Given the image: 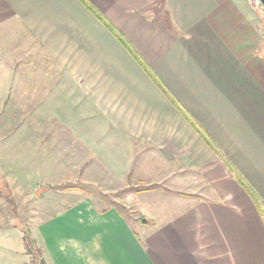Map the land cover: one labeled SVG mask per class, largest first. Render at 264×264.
Here are the masks:
<instances>
[{
  "label": "crops",
  "instance_id": "0c3cea01",
  "mask_svg": "<svg viewBox=\"0 0 264 264\" xmlns=\"http://www.w3.org/2000/svg\"><path fill=\"white\" fill-rule=\"evenodd\" d=\"M0 104L59 107L32 122L61 116L142 199L164 192L158 214L86 197L53 215L52 264H264L260 0H0ZM1 212L0 237L18 229Z\"/></svg>",
  "mask_w": 264,
  "mask_h": 264
},
{
  "label": "rangeland",
  "instance_id": "374dc122",
  "mask_svg": "<svg viewBox=\"0 0 264 264\" xmlns=\"http://www.w3.org/2000/svg\"><path fill=\"white\" fill-rule=\"evenodd\" d=\"M47 108L43 106L42 111L31 107L28 111L0 110V146L3 147L0 151L1 213L7 214L9 227H18L0 237V264H33L34 254H37L38 262L44 257L48 264H52L42 226L53 215L82 198L91 199L100 211L116 208L128 217L132 216L127 201L129 197H132V208L135 207L137 215L163 211V191H157L152 198L142 199L139 194L145 181L109 174L102 159L90 158L93 155L90 144L78 136V131L69 128L61 116L57 118L55 115V126H50L49 123L54 122L46 119L40 124L33 123L31 113L44 117L60 109L57 106L55 110ZM19 122H23L22 126L18 125ZM87 161L89 164L85 168ZM145 165L148 174L143 176L145 180H158L155 171L161 169L154 162L147 163L143 154L135 160L132 168ZM149 166L154 171L150 174ZM173 179L164 184L169 185ZM23 233L29 234L33 240L31 254L26 252Z\"/></svg>",
  "mask_w": 264,
  "mask_h": 264
},
{
  "label": "trees",
  "instance_id": "16d2710c",
  "mask_svg": "<svg viewBox=\"0 0 264 264\" xmlns=\"http://www.w3.org/2000/svg\"><path fill=\"white\" fill-rule=\"evenodd\" d=\"M23 241H24V245L26 248V252L27 254H31L34 250V246H33V240L30 238L29 234H25L23 233ZM33 264H48V262L46 261V259L44 257L41 258V261H37V254H34L33 260H32Z\"/></svg>",
  "mask_w": 264,
  "mask_h": 264
},
{
  "label": "water",
  "instance_id": "95a60500",
  "mask_svg": "<svg viewBox=\"0 0 264 264\" xmlns=\"http://www.w3.org/2000/svg\"><path fill=\"white\" fill-rule=\"evenodd\" d=\"M263 4H264V0H260ZM144 221H147V220H144Z\"/></svg>",
  "mask_w": 264,
  "mask_h": 264
}]
</instances>
